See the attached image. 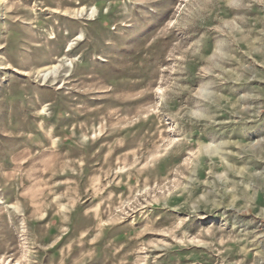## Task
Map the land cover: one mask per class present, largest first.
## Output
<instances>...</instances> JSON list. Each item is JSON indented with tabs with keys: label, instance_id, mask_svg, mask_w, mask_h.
<instances>
[{
	"label": "rangeland",
	"instance_id": "1",
	"mask_svg": "<svg viewBox=\"0 0 264 264\" xmlns=\"http://www.w3.org/2000/svg\"><path fill=\"white\" fill-rule=\"evenodd\" d=\"M0 264H264V0H0Z\"/></svg>",
	"mask_w": 264,
	"mask_h": 264
}]
</instances>
